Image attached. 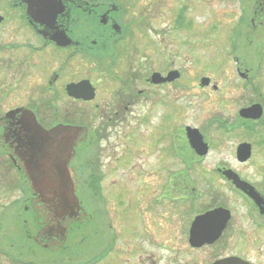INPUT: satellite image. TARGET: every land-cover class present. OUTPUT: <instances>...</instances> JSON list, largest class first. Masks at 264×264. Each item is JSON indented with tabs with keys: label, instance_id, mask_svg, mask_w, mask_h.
I'll list each match as a JSON object with an SVG mask.
<instances>
[{
	"label": "flooded vegetation",
	"instance_id": "obj_1",
	"mask_svg": "<svg viewBox=\"0 0 264 264\" xmlns=\"http://www.w3.org/2000/svg\"><path fill=\"white\" fill-rule=\"evenodd\" d=\"M137 1L0 0V28L9 25V39L0 41V160L10 165L17 180L13 185L19 188L10 212H5L7 219L12 218L14 231L10 236H0V264H159L160 248L175 252L166 230L176 218L183 222L181 235L188 264H192L193 257L196 264H213L230 257L264 264L240 250H226L228 242L236 239L238 244H250L253 249L259 245V252L264 253V97L256 100L246 96L247 103L218 111L203 126L186 125L183 129L187 140L175 144V150L178 143L189 149L188 155L184 151L180 156L187 172L184 170L179 195L172 196L175 188H170L175 172L167 174V193L157 192L146 202L137 198L132 204L124 189L117 194L115 206L122 226L118 232L112 229L115 217L104 187L108 169L103 170L108 158L104 140L109 130L125 121L128 114H134L135 124L127 130V136L136 134L142 122L151 121L160 87L188 86L192 81L181 80L183 72L177 68L155 70L147 76L142 68H135L141 65L138 50L126 42L133 38L136 22L128 17L130 5ZM161 1L152 0L155 10H159ZM180 2L178 13H174L176 28H192L191 3ZM237 2L242 23L253 28L256 21L264 25V0H252L251 6L248 0ZM200 3L205 4L203 0ZM143 18L141 13L138 19ZM251 30L246 34L234 30L237 51L241 50L237 36L251 42ZM260 52L259 48L256 53ZM236 64L246 86L257 90L238 57ZM172 71L179 73L174 80L156 82L153 77L159 73V79H163ZM206 77L210 83L204 85ZM193 81L202 91L221 89L202 73ZM100 83H111L106 86L112 95L108 100L100 98ZM91 91L94 96L87 99ZM22 94L25 102L9 103L4 110L7 99ZM166 105L172 106L173 102L166 101ZM137 106L142 108L135 111ZM168 111L171 109L165 110L163 123ZM94 117H99L97 124ZM143 117L146 121L141 120ZM57 126L84 128L69 164L81 204L76 218L57 216L53 206L41 203L25 168L26 161L37 155L36 150L28 149L31 129L51 130ZM188 127L199 130L207 144L205 154L191 145ZM150 131L153 138L159 134H154L152 128ZM222 139L236 140L233 162L226 157L215 161L209 158L214 146L223 144L218 141ZM148 141L151 147L158 144L154 139ZM245 144L249 145L250 155L240 156L239 148ZM171 149L172 145L165 151ZM125 156L126 152L118 156L119 163L127 161ZM199 165L203 172L198 176L204 188L193 182L190 174ZM164 200L170 202L171 210L160 211ZM119 239L122 247L118 246ZM202 250L210 256L209 261L195 258Z\"/></svg>",
	"mask_w": 264,
	"mask_h": 264
},
{
	"label": "rangeland",
	"instance_id": "obj_2",
	"mask_svg": "<svg viewBox=\"0 0 264 264\" xmlns=\"http://www.w3.org/2000/svg\"><path fill=\"white\" fill-rule=\"evenodd\" d=\"M189 0L193 27L178 29L176 28V15L180 0H162L161 5L155 10L152 0H139L136 4H131L129 19H134L136 24L133 26V34L128 45H135L138 50V60L140 64L135 68H142L144 76L155 70L165 72L167 68H177L183 72L181 80L188 81V86H172L159 88L157 91V107L151 117V121L141 123V128H137L127 136V130L135 124L136 115L128 114L125 121L118 123L117 126L109 130L108 137L104 144L107 161L104 163L103 170H107V176L104 179V187L109 197L108 206L111 208L115 218H113V230L117 231L122 226L115 206L117 205V194L126 189L128 200L135 203L137 198L146 202L157 192L167 193L168 173L175 172L172 186L175 188L172 196H177V190L183 188L184 173L186 164L182 157L185 151L188 155V148L178 143L175 150L176 141H186L184 129L186 125L203 126L204 123L216 115L221 110L236 109L246 102V96L258 100L264 97V25H259L256 21L255 28L250 24L242 23V16L237 0ZM250 6L252 0H248ZM247 4V8H249ZM202 6V7H201ZM156 8V9H157ZM144 18L138 19L140 14ZM6 28L3 32L1 29ZM252 29V30H251ZM9 25L0 28V41L9 39ZM234 30L248 33L250 30L252 40L248 42L242 35L237 36L240 40L241 50L234 48L237 38L233 37ZM256 34V36H254ZM261 49L260 54L256 51ZM257 54V55H256ZM241 56V58H240ZM241 59L243 68L249 73L250 79L255 83L256 89L248 87L242 81L237 71L236 59ZM81 64L83 62L81 61ZM139 68V69H140ZM242 69V71L244 70ZM205 74L219 85L218 92L202 91L195 87L194 81L198 75ZM97 76V75H95ZM252 77V78H251ZM98 81V80H96ZM103 80H100L102 82ZM105 83H100V98L108 100L112 95L107 89ZM262 94V96H261ZM25 95H16L12 99H7L4 110L8 109L9 103L25 102ZM166 101H172V106H167ZM142 108L137 106L135 108ZM171 109L163 116L165 110ZM94 123L97 124L99 117H94ZM146 121V118H141ZM130 123V124H129ZM184 124V125H183ZM149 125H151L149 127ZM116 128V130H115ZM155 138L150 134V129ZM210 133L215 135V130ZM127 136V137H126ZM155 140L153 147L148 140ZM222 145L216 144L209 158L215 161L219 157H226L228 161L233 162L232 151L236 140H218ZM172 145L173 149L166 152ZM126 152V160L119 163L118 156ZM179 153V156L176 153ZM1 161V160H0ZM198 167V168H197ZM185 170V171H184ZM187 172V171H186ZM203 171L199 166L191 169L190 174L193 182H197L202 188V181L198 174ZM10 165L6 162H0V236L11 235L14 231V224L11 223V217L7 219L5 212H10V206L19 195L18 185ZM192 183V180L188 181ZM17 194V195H16ZM205 199L210 201L209 198ZM177 204H182L178 203ZM120 205V204H119ZM170 202L164 200L160 204V211L171 210ZM117 212V211H116ZM7 219V220H6ZM168 236L174 242L175 252L159 249V264H188L185 240L182 237L183 222L176 218L170 225H167ZM7 232V234H3ZM162 239H165L162 237ZM118 246L122 247L121 240H118ZM259 245L254 249L250 244L237 243L236 239L228 242L227 252L246 253L253 259L264 262V253L259 252ZM37 251V250H36ZM205 250L195 256L210 260V256L205 254ZM208 254V253H207ZM194 257L192 264H196Z\"/></svg>",
	"mask_w": 264,
	"mask_h": 264
},
{
	"label": "water",
	"instance_id": "obj_3",
	"mask_svg": "<svg viewBox=\"0 0 264 264\" xmlns=\"http://www.w3.org/2000/svg\"><path fill=\"white\" fill-rule=\"evenodd\" d=\"M244 75V74H242ZM179 76L172 71L166 78L155 73L156 82L174 80ZM203 84H209V78H203ZM93 91L87 99L93 97ZM258 106V105H255ZM254 108V107H252ZM29 148L37 152L36 158L26 161L25 168L30 177V185L41 203L53 206L57 216H70L76 218L80 215L81 204L75 193V182L69 164L73 156L74 145L81 139L83 127L57 126L51 130L31 129ZM191 145L202 154L207 151V144L198 129L187 128ZM240 156H249V145L239 148ZM36 160V161H35ZM62 235H65L63 232ZM213 264H253L237 257L225 258Z\"/></svg>",
	"mask_w": 264,
	"mask_h": 264
}]
</instances>
